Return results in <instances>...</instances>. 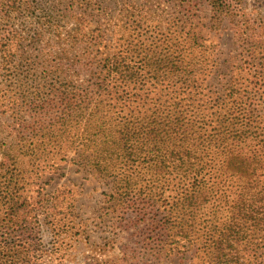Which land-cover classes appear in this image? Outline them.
<instances>
[{
    "label": "trees",
    "instance_id": "16d2710c",
    "mask_svg": "<svg viewBox=\"0 0 264 264\" xmlns=\"http://www.w3.org/2000/svg\"><path fill=\"white\" fill-rule=\"evenodd\" d=\"M205 1L209 29L234 25L231 62L197 31L193 0L165 22L82 0L64 24L0 1L8 19L32 14L0 37V92L13 105L0 133V264L33 258L56 199L34 195L32 179L68 160L112 182L114 209L147 227L153 255L264 263V34L239 15L242 0Z\"/></svg>",
    "mask_w": 264,
    "mask_h": 264
},
{
    "label": "rangeland",
    "instance_id": "374dc122",
    "mask_svg": "<svg viewBox=\"0 0 264 264\" xmlns=\"http://www.w3.org/2000/svg\"><path fill=\"white\" fill-rule=\"evenodd\" d=\"M26 1L33 6L31 11L35 12V19L48 15L64 24L70 21V10L77 9L82 0ZM181 1L108 0V6L115 13H124L126 19L131 21L146 19L165 22L174 11L173 7L181 4ZM232 1L235 6L239 5L237 0ZM242 2L243 8L239 15L242 13L244 18L250 19L255 25L259 24L264 34V0ZM190 3V15L199 27L197 31L206 38L205 44L214 47L211 51L221 62H231L240 51L235 42L231 18L225 20L221 29H209L205 25L210 16L206 1L193 0ZM18 12L8 19L0 9V37L31 25L32 14ZM173 17H178V14L173 13ZM2 74L0 72V89L5 87ZM4 98L3 92H0V133L6 135L9 123L13 121V117H9L13 105L9 98ZM40 174L43 175L41 179H32L34 195L39 190L48 193L50 198L56 199V207L47 210L41 217L46 218L39 236L42 238L31 253L33 258L22 264H191V260L183 258L177 250L169 253L161 251L160 256L153 255L152 247L147 244V227L135 226V221L128 223L114 209V200L110 197V194H115L112 182L103 179L90 167L83 168L69 160L57 161ZM22 253L23 260L31 255Z\"/></svg>",
    "mask_w": 264,
    "mask_h": 264
}]
</instances>
